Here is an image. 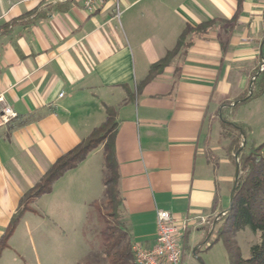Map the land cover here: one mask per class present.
I'll return each instance as SVG.
<instances>
[{"label": "crops", "instance_id": "crops-1", "mask_svg": "<svg viewBox=\"0 0 264 264\" xmlns=\"http://www.w3.org/2000/svg\"><path fill=\"white\" fill-rule=\"evenodd\" d=\"M118 5L119 18L115 0L96 13L80 0H0V26H8L0 34V96L17 114L0 127V241L23 196L100 127L112 107L130 241L154 246L159 211L178 223L188 219L180 242L186 264L187 249H200L206 238L209 243L215 220L230 206L229 160L216 146L220 117L250 89L262 65L264 0ZM178 45L170 64L143 84L150 67ZM102 165L105 170L104 153ZM80 190L87 195L88 188ZM42 198L20 216L0 262ZM203 218L212 227L200 225Z\"/></svg>", "mask_w": 264, "mask_h": 264}, {"label": "rangeland", "instance_id": "rangeland-1", "mask_svg": "<svg viewBox=\"0 0 264 264\" xmlns=\"http://www.w3.org/2000/svg\"><path fill=\"white\" fill-rule=\"evenodd\" d=\"M260 69L264 70L263 61ZM248 94L249 90L243 96L246 98ZM235 102L226 104L221 114L224 113L227 121L246 127L250 140L255 141L257 145L263 144L264 91L261 96L253 94L249 100L237 104L238 106L236 105L233 110L235 106L233 107L232 104ZM220 133L219 143L216 146L224 148V152L221 148L218 151L229 160L233 187L237 161L236 158L233 161L227 154L230 141L223 138L222 134L227 133L222 131V127ZM214 144L215 141L212 144L210 141L208 145L209 155L213 158L215 155L211 147ZM102 160L101 148L92 151L82 167L65 177L63 181L59 180L52 193L44 196L33 206L35 212L26 214V223L18 227L10 248L3 254L0 264H105L107 262L104 243L110 224L104 214L105 170ZM80 185L88 188L87 195L81 193ZM88 197L89 200L86 201L85 198ZM221 225L220 222L216 231ZM215 238L216 235H213L209 243H206L208 238L203 240L204 245L198 250H196L198 246L187 249L186 264H229L223 241L213 243ZM259 240L260 235L249 230L232 236V241L243 259L251 257V248Z\"/></svg>", "mask_w": 264, "mask_h": 264}, {"label": "trees", "instance_id": "trees-1", "mask_svg": "<svg viewBox=\"0 0 264 264\" xmlns=\"http://www.w3.org/2000/svg\"><path fill=\"white\" fill-rule=\"evenodd\" d=\"M7 31L8 26H0V34ZM179 48L180 45L169 52L163 60L151 66L149 75L143 84L153 80L161 73L176 56ZM262 55L264 60V44L262 46ZM263 91L264 70L255 80L254 96H261ZM243 99H245V96H241L237 101ZM116 118V110L112 107H106L105 122L74 149L59 158L46 172L41 181L23 196L19 216L12 219L1 238L0 258L19 223L20 216L28 211L30 205L43 196L50 194L54 185L67 172L82 164L89 153L103 147L106 170L104 178L106 210L104 214L110 224L104 243L107 261L105 264H136L129 233L121 216L122 197L119 189L120 176L115 148ZM220 119L222 131L227 133L226 135L222 134V136L230 141L226 150L228 156L235 161V155L239 152L240 177L234 194L232 208L225 215H222L216 223L214 228L216 238L213 243L220 240L223 241L228 254L229 264H264V143L257 145L255 141L250 140L248 138V129L242 124L227 121L223 112ZM243 136L244 139L242 140ZM243 141H245L244 147H242ZM220 222L222 225L216 231ZM246 230L260 235L259 242L251 248V257L249 259L241 257L239 249L232 241L234 234Z\"/></svg>", "mask_w": 264, "mask_h": 264}, {"label": "built area", "instance_id": "built-area-1", "mask_svg": "<svg viewBox=\"0 0 264 264\" xmlns=\"http://www.w3.org/2000/svg\"><path fill=\"white\" fill-rule=\"evenodd\" d=\"M89 13H96L111 0H80ZM117 2L116 16L119 18ZM63 94L60 96L62 97ZM17 118L15 111L6 104L4 96H0V127L6 126ZM225 215V214H223ZM190 220L178 223L170 212L159 211L157 214V237L152 248H145L135 243L132 251L136 264H183V250L180 247L182 234L188 229ZM208 219H201L200 225H211Z\"/></svg>", "mask_w": 264, "mask_h": 264}, {"label": "water", "instance_id": "water-1", "mask_svg": "<svg viewBox=\"0 0 264 264\" xmlns=\"http://www.w3.org/2000/svg\"><path fill=\"white\" fill-rule=\"evenodd\" d=\"M263 65H264V60H263ZM262 69H260L256 75L252 78L251 80V83H250V89H249V94L248 96L241 100V101H237L234 105H232L233 107L236 106L237 104H239L240 102H245L247 100H249L253 94H254V83H255V80L258 76H260V74L262 73ZM245 145V141H244V144L242 147H244ZM236 158V170H235V181H234V184H233V187H232V190H231V194H230V206L227 210H225V212H223L222 214H220L217 218V220H215L214 224H213V228H212V232L214 231V228L216 226V223L217 221L219 220V218L223 215V214H226L228 211H230V209L232 208V205H233V200H234V194H235V191H236V187H237V184H238V181H239V177H240V164H239V152L236 154L235 156Z\"/></svg>", "mask_w": 264, "mask_h": 264}]
</instances>
